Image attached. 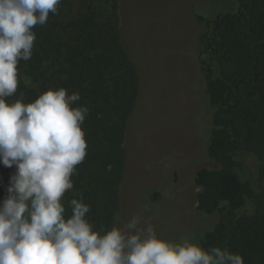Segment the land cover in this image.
Wrapping results in <instances>:
<instances>
[{"label":"trees","instance_id":"trees-1","mask_svg":"<svg viewBox=\"0 0 264 264\" xmlns=\"http://www.w3.org/2000/svg\"><path fill=\"white\" fill-rule=\"evenodd\" d=\"M206 1L195 9L202 29L194 44L210 166L195 171L192 182L194 212L216 222L197 241L239 253L245 264H264V0ZM33 30V55L20 61L17 93L9 99L22 93L32 102L49 88L79 92L76 106L89 109L82 126L87 155L64 202L67 209L70 199L82 197L95 229L111 228L120 211L125 132L140 95L138 70L122 43L118 0H62L58 13ZM6 194L0 189V202Z\"/></svg>","mask_w":264,"mask_h":264},{"label":"clouds","instance_id":"clouds-1","mask_svg":"<svg viewBox=\"0 0 264 264\" xmlns=\"http://www.w3.org/2000/svg\"><path fill=\"white\" fill-rule=\"evenodd\" d=\"M62 0H0V164L14 168L0 202V264H245L239 253L172 241L133 215L95 229L82 197L65 206L72 176L87 155V106L79 92L49 88L32 102L21 95L18 65L33 55L34 28Z\"/></svg>","mask_w":264,"mask_h":264},{"label":"rangeland","instance_id":"rangeland-1","mask_svg":"<svg viewBox=\"0 0 264 264\" xmlns=\"http://www.w3.org/2000/svg\"><path fill=\"white\" fill-rule=\"evenodd\" d=\"M201 3L118 0L122 43L140 81L125 132L127 163L119 186L118 218L122 225L139 215L172 241H197L199 233L216 222L215 216L203 218L194 212L198 190L192 176L210 166L205 156L208 111L202 104L204 82L194 44L202 29L194 16ZM14 171L0 164V189L6 190L9 172Z\"/></svg>","mask_w":264,"mask_h":264}]
</instances>
